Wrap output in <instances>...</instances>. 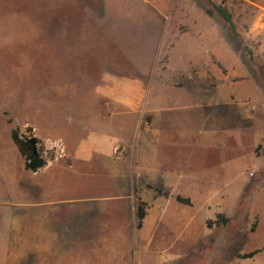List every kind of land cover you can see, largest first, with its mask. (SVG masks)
I'll use <instances>...</instances> for the list:
<instances>
[{"label":"rangeland","instance_id":"374dc122","mask_svg":"<svg viewBox=\"0 0 264 264\" xmlns=\"http://www.w3.org/2000/svg\"><path fill=\"white\" fill-rule=\"evenodd\" d=\"M220 2L231 11L239 36L213 10ZM262 5L264 0H0V264H218L232 256L227 246L233 225L208 234L202 223L211 228L212 220L194 219L200 208L194 170L179 171L172 179H131L133 193L127 192L129 179L114 186L117 179L101 171L81 194L105 196V204L90 201L81 209L59 205L47 211L34 205L30 193L35 181L49 179L23 171L25 159L11 132L35 139L42 160L37 170L45 169L55 157L43 139L53 112L66 113L81 105V99L96 111L102 104L94 92L106 73L133 75L143 64L165 67L166 10L172 12L170 24L177 25L181 10L212 9L213 21L243 60H248L242 48L247 45L248 52L264 61L259 50L264 34L253 32L263 21ZM146 11L156 12L155 17L142 14ZM145 27L154 31L144 33ZM176 121L192 125L189 114ZM259 149L253 156L251 151L232 153L220 163V180L246 181L243 174L264 170V162L257 163ZM6 172L11 178H4ZM173 181H185L186 187L177 192ZM177 195L189 198L190 204L177 201ZM250 199L248 191L241 193L235 207ZM139 206L144 216L137 226ZM248 221L240 224H250V230ZM250 238L252 246L258 238ZM217 250L226 255L221 258Z\"/></svg>","mask_w":264,"mask_h":264},{"label":"crops","instance_id":"0c3cea01","mask_svg":"<svg viewBox=\"0 0 264 264\" xmlns=\"http://www.w3.org/2000/svg\"><path fill=\"white\" fill-rule=\"evenodd\" d=\"M261 8L264 17V5ZM171 13L165 11L162 70L143 64L133 75L106 73L94 92L102 104L96 111L81 99V105L72 106L66 113L49 116V132L43 139L55 150V157L45 169L33 171L35 177L49 179L31 185L34 205L48 211L59 205L81 209L90 201L105 204V196L81 194L101 171L117 179L114 186H120L122 178L129 179L127 192L133 193L131 179H172L179 171L194 170V193L200 207L194 219L201 223L206 218L212 220L211 228L202 223L208 234L214 228L219 231L220 226L235 227L227 246L232 256L217 250L221 258L226 255L224 263L218 264H264V170L256 175L245 173L246 181L230 184L221 181L219 175L224 168L220 163L232 153L251 151L253 156L260 147L257 163L264 162L263 89L248 60H243L205 9L177 12V25L170 24ZM142 14L155 17L156 12ZM144 30L149 33L154 28ZM253 32L264 34V18ZM259 50L264 52V38ZM185 114L191 117L192 125L176 121ZM147 116L150 121L145 120ZM5 174L4 178H11ZM254 175L251 181L249 176ZM173 184L177 192L186 187L185 181ZM247 191L250 201L235 207L236 199ZM216 212L225 214L228 221L215 224ZM248 220L251 225L255 222L252 231L250 224H240ZM251 236L258 238L252 246ZM256 249L259 251L251 257L238 256Z\"/></svg>","mask_w":264,"mask_h":264},{"label":"trees","instance_id":"16d2710c","mask_svg":"<svg viewBox=\"0 0 264 264\" xmlns=\"http://www.w3.org/2000/svg\"><path fill=\"white\" fill-rule=\"evenodd\" d=\"M213 10L216 11L221 18L223 19V21L225 22L226 26L228 27V29L230 30L231 34L234 37L239 36V33L236 31L235 28V23L233 21V15L231 13V11L229 10V8L223 3L220 2L218 4H215L213 6ZM212 9L206 8L205 11L209 14L212 15L213 13ZM243 50H245V53H247L248 55V62H249V66L253 72V75L255 76V78L257 79L258 83L261 85L262 89H263V93H264V61L260 60L258 57L259 56H253L252 52H248L249 47L247 45H244ZM247 50V51H246ZM11 138L16 142L17 146H18V150L21 153V155L24 157L25 159V168L30 169L32 171H36L37 170V161L39 159V157L37 155L34 154L33 152V148L32 145L29 142V139H20L17 135L16 131H12L11 132ZM176 200L184 203V204H190V199L187 197H182L180 195H177ZM137 218H138V223L137 226L141 225V219L144 216V211L143 208L141 206H139L137 208ZM215 224H225L228 221V218L223 215L222 213L216 212L215 213ZM255 228V222L252 223L250 230H254ZM259 250H253L247 253H243V254H238L239 257L242 258H247V257H251L253 256L255 253H257Z\"/></svg>","mask_w":264,"mask_h":264},{"label":"water","instance_id":"95a60500","mask_svg":"<svg viewBox=\"0 0 264 264\" xmlns=\"http://www.w3.org/2000/svg\"><path fill=\"white\" fill-rule=\"evenodd\" d=\"M29 142L32 145L34 154L37 155V150L35 148V139L34 138H30ZM41 165H42V160L39 158L38 161H37V167H40Z\"/></svg>","mask_w":264,"mask_h":264},{"label":"built area","instance_id":"2783aa9c","mask_svg":"<svg viewBox=\"0 0 264 264\" xmlns=\"http://www.w3.org/2000/svg\"><path fill=\"white\" fill-rule=\"evenodd\" d=\"M250 174H252V172H250Z\"/></svg>","mask_w":264,"mask_h":264},{"label":"flooded vegetation","instance_id":"af4514ba","mask_svg":"<svg viewBox=\"0 0 264 264\" xmlns=\"http://www.w3.org/2000/svg\"><path fill=\"white\" fill-rule=\"evenodd\" d=\"M31 144V143H30Z\"/></svg>","mask_w":264,"mask_h":264}]
</instances>
